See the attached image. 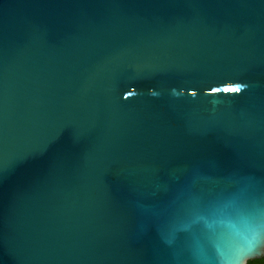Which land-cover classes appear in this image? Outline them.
Here are the masks:
<instances>
[{"label":"water","instance_id":"obj_1","mask_svg":"<svg viewBox=\"0 0 264 264\" xmlns=\"http://www.w3.org/2000/svg\"><path fill=\"white\" fill-rule=\"evenodd\" d=\"M262 256L264 0H0V264Z\"/></svg>","mask_w":264,"mask_h":264},{"label":"flooded vegetation","instance_id":"obj_2","mask_svg":"<svg viewBox=\"0 0 264 264\" xmlns=\"http://www.w3.org/2000/svg\"><path fill=\"white\" fill-rule=\"evenodd\" d=\"M247 264H264V256L256 260L249 261Z\"/></svg>","mask_w":264,"mask_h":264},{"label":"snow or ice","instance_id":"obj_3","mask_svg":"<svg viewBox=\"0 0 264 264\" xmlns=\"http://www.w3.org/2000/svg\"><path fill=\"white\" fill-rule=\"evenodd\" d=\"M225 91H239L238 88H234V89H225ZM251 254H256L255 251H253Z\"/></svg>","mask_w":264,"mask_h":264},{"label":"trees","instance_id":"obj_4","mask_svg":"<svg viewBox=\"0 0 264 264\" xmlns=\"http://www.w3.org/2000/svg\"><path fill=\"white\" fill-rule=\"evenodd\" d=\"M249 262V261H248Z\"/></svg>","mask_w":264,"mask_h":264}]
</instances>
